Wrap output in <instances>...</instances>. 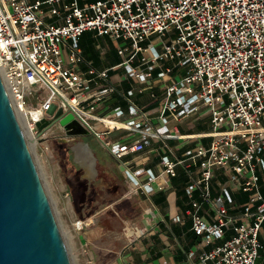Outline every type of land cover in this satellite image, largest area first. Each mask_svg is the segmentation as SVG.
<instances>
[{"label":"built area","instance_id":"2783aa9c","mask_svg":"<svg viewBox=\"0 0 264 264\" xmlns=\"http://www.w3.org/2000/svg\"><path fill=\"white\" fill-rule=\"evenodd\" d=\"M87 30L118 42L122 60L110 67L88 60L80 43ZM118 69L123 71L116 76L112 70ZM0 70L37 145L44 147L50 135L78 137L59 123L55 130L52 120L62 108L121 161L127 193L165 189L168 178L183 169L188 205L174 220L190 219L200 235L186 250L190 264H259L264 257V0H0ZM125 79L138 87L123 88ZM146 90L161 104L139 106L134 96ZM116 93L128 101V110L110 103ZM194 113H207L211 129L196 136L171 129L172 118ZM111 119L126 125L113 126ZM44 120L49 122L39 128L37 121ZM120 129L126 130L124 137L117 136ZM204 136L211 138L208 144L200 140L183 154L167 141ZM153 139L163 141L161 167L142 178L135 165ZM128 154L133 157L125 158ZM241 193L246 197L239 201ZM86 223V217L73 221L77 229Z\"/></svg>","mask_w":264,"mask_h":264},{"label":"crops","instance_id":"0c3cea01","mask_svg":"<svg viewBox=\"0 0 264 264\" xmlns=\"http://www.w3.org/2000/svg\"><path fill=\"white\" fill-rule=\"evenodd\" d=\"M85 1L81 0V3ZM98 36L100 35H96L92 30L85 31L81 36L80 43L85 57L88 60H92L99 67H110L118 64L121 60H117L116 56L111 54L112 52L107 43L98 40ZM103 47L107 48V52L102 55L105 58L100 57L101 59H99L96 57L97 48L102 49ZM122 71L123 69L112 70V73L117 76ZM135 85L137 86L138 84L133 79H125L121 82V86L125 89ZM160 88V86H156L154 89L160 90ZM150 93L149 90H146L135 94L136 103L146 109L154 108V105L158 103L161 104V100H153ZM109 101L113 105L121 104L128 110V101L119 93H116ZM126 116H130V113L127 112ZM192 116L193 114L179 119L172 118L169 123L171 129L178 131L180 134L198 133V130L199 132H204L211 129L210 118L205 113L202 116L209 121L206 127L182 130V125H180L182 121L188 120ZM116 133L117 136L124 137L126 130L120 129ZM202 138H204V141L202 140L204 144H208L211 140L208 136ZM167 141L175 146L176 152L178 150L179 154H183L187 148L195 145L192 141L179 143L182 140L177 138H167ZM162 142L160 139H153L151 144L138 157L137 162L139 164L135 165V168L142 173V178L148 174L147 172H155L161 167ZM108 153L110 152L108 151ZM110 154L114 159L119 160L112 153ZM132 157L133 154H128L125 158ZM102 162L100 168L105 178L118 180L115 184L104 187L105 193L110 195L111 199L98 205L94 213H91L94 210L91 204L83 202V205L78 208L80 204L76 206L71 201L73 211L91 220L101 210L107 209L114 204L120 205V211H122V207L128 206L127 209L130 207L132 209H129L130 211L126 209V211L131 212L127 219L129 221L128 228L137 229V233L141 231V227L146 226L147 230L139 235L135 233L132 236L126 231L125 235H127V238L124 239H122L121 234H118V231L115 236L105 237L104 233L112 228L106 227L101 221H97L94 225H88V220L87 226L85 225V233L82 234V245L86 259L91 264H190L186 259V250L198 242H194L196 234L191 229V220L187 219L180 223L174 220L175 215L184 211L188 205L185 190L186 177L183 169L179 168V175L168 178L169 185L165 189H156L150 193H127V185L123 178L124 165L119 163V168L117 170L115 168L113 172L107 160L103 159ZM245 197L244 193L237 195L239 201H242ZM125 198L127 201L122 200ZM117 211L119 210L117 209ZM260 237L264 240V229L261 231ZM106 238L108 240H104ZM259 259V264H264V257Z\"/></svg>","mask_w":264,"mask_h":264},{"label":"water","instance_id":"95a60500","mask_svg":"<svg viewBox=\"0 0 264 264\" xmlns=\"http://www.w3.org/2000/svg\"><path fill=\"white\" fill-rule=\"evenodd\" d=\"M15 105L0 70V264H75ZM52 121L90 133L72 111Z\"/></svg>","mask_w":264,"mask_h":264},{"label":"rangeland","instance_id":"374dc122","mask_svg":"<svg viewBox=\"0 0 264 264\" xmlns=\"http://www.w3.org/2000/svg\"><path fill=\"white\" fill-rule=\"evenodd\" d=\"M97 39L103 43H107L112 52L111 54L115 55L117 60H122V56L118 54L116 48L118 42L110 39L107 35H100ZM102 52V49L97 48L96 57L99 59H101L100 57L105 58L102 56L104 54ZM34 102H37V99H35ZM207 123H209V121L205 120L204 116L194 113L190 119L182 121L180 125H182V130L198 129L206 127ZM54 127L55 130H60L59 125L55 124ZM79 138L89 143L90 147L96 155H98L101 164L103 163V159H105L108 161V164H110L112 171L115 170V168L116 170L119 168V163L121 164L120 160L114 159L113 156L108 153L107 149L100 144L98 141L99 139H97L93 133L90 132L80 135ZM200 140L204 141V138H195L192 140V143L197 144ZM67 143L68 142L65 138L52 137V135H50L49 138L42 141L44 147L36 144L33 151L59 222L65 232L66 240L74 263L91 264L88 259H86L85 251L82 245V234L85 233V227L83 229H77L73 224L74 219L82 216L73 211L71 201L74 202L76 206L80 204L78 208L83 205V202L85 204H91L93 207L92 209H94L91 213H94L95 208L98 205H101L103 201L111 199V196L105 193L104 187L111 186L118 180L110 179V181L106 179L101 168H99L100 172L95 181L96 185L94 188L91 187L89 189V194L87 195L85 190L87 181H83V177L81 176L82 169L77 162L72 159L73 152ZM45 144H49V148H46ZM64 151H67L70 159H67V154H65ZM122 200L127 201L126 198ZM127 207H122V211H120V205L114 204L107 209L101 210L93 216V219H87V221L89 220L87 224L94 225L97 221H101V223H103L106 227L112 228L104 233L105 237L112 235L115 236L118 231V234L122 235V239L127 238V235H125L126 231L129 229V221L127 219L128 216L131 215V212L126 211ZM117 209L119 211H117ZM129 209H131V207L127 210ZM104 240L108 239L106 238Z\"/></svg>","mask_w":264,"mask_h":264},{"label":"bare ground","instance_id":"6f19581e","mask_svg":"<svg viewBox=\"0 0 264 264\" xmlns=\"http://www.w3.org/2000/svg\"><path fill=\"white\" fill-rule=\"evenodd\" d=\"M4 78H5L6 86L8 87L9 93H10L11 98L13 100V103L16 104L15 108H16V111H17V113H18V115H19V117L21 119L25 134L27 135V138H28V141H29L31 147H33L32 149H34L36 144H37V140H36V137H35L34 133L31 131V127H30L29 122H28V116H27L25 110H23L19 106V104H17L16 99L14 97V94L11 91L9 82L6 79L5 76H4ZM32 111L35 112V109H33ZM108 122L111 123V125H113V126H116L117 124L121 125V126L126 125L125 121L119 120V119H111V120H108ZM197 132H199V130ZM196 134H197L196 132H191V133H188V135H185V136H196ZM78 148H79V152L82 153V149L80 147H78ZM94 156L95 155H92V154L91 155L85 154V155L81 156L82 157V163L87 168V176L92 177V178L96 177L97 176V172H98L97 168H96V158ZM91 171H93V172H91ZM88 172L90 174H88ZM91 173H93V174H91Z\"/></svg>","mask_w":264,"mask_h":264},{"label":"flooded vegetation","instance_id":"af4514ba","mask_svg":"<svg viewBox=\"0 0 264 264\" xmlns=\"http://www.w3.org/2000/svg\"><path fill=\"white\" fill-rule=\"evenodd\" d=\"M65 140H67V142H68L67 144L69 145L70 149L73 152L72 159L75 160L77 162V164L82 169L81 176L83 177V181L84 180L87 181V185L85 186V190H86V193L88 195L89 194V189L91 187L94 188L95 185H96L95 181H96V179L99 176V172H100L99 168L101 167L100 159L97 158L98 155H96V153L93 151V149L90 147V145H88V143L85 140H82L79 137L72 138V139H65ZM78 147H80L82 149V153L79 152V148ZM64 153L67 154L66 155L67 159H70L67 151H64ZM85 154L95 155L94 157L96 158V168H97L98 172H97V176L94 177V178L87 176V173H85V167H84V164L82 163V157H81V156H83ZM91 172H93V171H91ZM88 174H90V173L88 172ZM91 174H93V173H91ZM94 191H95V189H94Z\"/></svg>","mask_w":264,"mask_h":264},{"label":"trees","instance_id":"16d2710c","mask_svg":"<svg viewBox=\"0 0 264 264\" xmlns=\"http://www.w3.org/2000/svg\"><path fill=\"white\" fill-rule=\"evenodd\" d=\"M195 233V232H194ZM196 234V233H195ZM200 239V235L196 234L194 242H197Z\"/></svg>","mask_w":264,"mask_h":264}]
</instances>
